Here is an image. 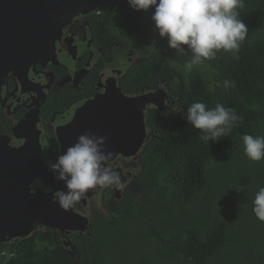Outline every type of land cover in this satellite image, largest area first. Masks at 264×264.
I'll use <instances>...</instances> for the list:
<instances>
[{
  "label": "trees",
  "instance_id": "obj_1",
  "mask_svg": "<svg viewBox=\"0 0 264 264\" xmlns=\"http://www.w3.org/2000/svg\"><path fill=\"white\" fill-rule=\"evenodd\" d=\"M100 8L105 20L124 23L147 15L146 30H130L151 33L158 48L140 50L145 61L130 72L132 91L166 83L181 117L156 124L139 154L136 193L124 191L113 208L106 204L113 218L96 214L89 233L71 241L74 255L50 231L0 244V264H264V222L252 213L264 187V160H249L242 142L246 134L264 136V0H244L237 9L249 30L238 53L218 52L190 72L184 64L191 52L169 49L151 20L153 9L135 11L128 0H105ZM197 101L209 109L223 104L241 119L219 141L203 142L184 118Z\"/></svg>",
  "mask_w": 264,
  "mask_h": 264
},
{
  "label": "flooded vegetation",
  "instance_id": "obj_2",
  "mask_svg": "<svg viewBox=\"0 0 264 264\" xmlns=\"http://www.w3.org/2000/svg\"><path fill=\"white\" fill-rule=\"evenodd\" d=\"M100 5L88 14L76 16L64 27L60 41L56 43L53 59L42 57L37 60L36 64L29 66L26 77L9 72L0 90V152L6 146L18 150L23 148L27 137L35 132L34 137L38 138L43 163L40 178L53 193L54 201L59 195V182L49 173L46 161L54 162L61 153L57 132L72 121L74 114L86 101L111 93L127 98L158 93L155 99L160 108L151 105L144 111L145 133L148 137L144 144L155 137V126L158 122L167 123L175 115L181 117L178 112L179 101L172 95L166 83L132 91L131 78L134 77L130 72L135 73L137 67L145 61L143 54L136 50L139 48L143 51L145 48L140 43L138 48L132 44V38L139 39L140 35L134 36L130 29L146 30L144 26L147 25V15L142 13L138 21L127 23L122 22L121 18L115 17L112 20L111 16V20H105ZM151 111L153 126L146 124ZM28 117L30 122H27ZM31 124H34L33 129ZM141 149L135 157L118 154L107 162L108 166L119 173L122 188H97L90 196L81 198L72 207L73 212L88 220L85 234L93 227L100 203L103 206L109 204L113 208L114 201H120L124 191L132 194L135 192L134 179L141 170L138 162ZM41 179L38 178L37 181ZM36 188L35 183L28 186L31 193ZM108 190L112 192L111 199L107 197ZM50 231L62 243L64 250L74 255L71 241L77 234L83 235V232L76 229L60 232L39 226L33 232V237L46 235ZM30 237L31 235L24 239H14L9 243Z\"/></svg>",
  "mask_w": 264,
  "mask_h": 264
},
{
  "label": "water",
  "instance_id": "obj_3",
  "mask_svg": "<svg viewBox=\"0 0 264 264\" xmlns=\"http://www.w3.org/2000/svg\"><path fill=\"white\" fill-rule=\"evenodd\" d=\"M103 1L0 0V90L9 72L26 77L29 66L37 60L53 59L64 27L76 16L92 12ZM156 96L158 93L127 98L111 93L86 101L72 121L57 132L61 152L87 131L106 138L105 150L112 154L109 161L118 154L135 157L148 138L144 111L151 105L159 107ZM34 135L35 132L27 137L23 148L6 146L0 152V244L33 237L39 226L60 232L86 231L88 220L73 212L72 207L62 209L40 178L41 147ZM38 178L41 180L37 181ZM31 183L37 186L34 193L28 189ZM57 187L59 193L64 190L62 183Z\"/></svg>",
  "mask_w": 264,
  "mask_h": 264
},
{
  "label": "clouds",
  "instance_id": "obj_4",
  "mask_svg": "<svg viewBox=\"0 0 264 264\" xmlns=\"http://www.w3.org/2000/svg\"><path fill=\"white\" fill-rule=\"evenodd\" d=\"M128 4L135 11L153 9L151 20L159 37L167 39L169 49L178 54L191 52V58L184 64L186 72L214 59L218 52L238 53L249 32L237 11L244 6V0H128ZM228 85L225 81V87ZM184 118L193 129L203 133L200 139L206 143L227 136L241 119L223 104L209 109L199 101L187 107ZM105 140L86 131L59 153L54 162L46 161L53 179L64 186L57 197L62 209L75 206L89 190L123 187L119 173L107 164L112 154L105 150ZM242 142L249 160H264V136L246 134ZM252 204L253 215L264 222V187L255 193Z\"/></svg>",
  "mask_w": 264,
  "mask_h": 264
},
{
  "label": "rangeland",
  "instance_id": "obj_5",
  "mask_svg": "<svg viewBox=\"0 0 264 264\" xmlns=\"http://www.w3.org/2000/svg\"><path fill=\"white\" fill-rule=\"evenodd\" d=\"M157 39L155 37H151V33L145 31L143 36L140 39H136L135 37L132 38V41L134 42V45L138 48L139 43L144 46L145 49H156L158 48ZM135 49V48H134ZM138 53H140V49L138 48L136 50ZM137 171V168L135 169ZM134 194L136 193V188L134 190ZM100 200L98 199V203ZM97 215H102L106 220H109L113 218L114 213L110 212L106 206H103L101 203L98 205V211ZM122 243L118 244L121 245ZM259 256H262V254L259 252Z\"/></svg>",
  "mask_w": 264,
  "mask_h": 264
},
{
  "label": "bare ground",
  "instance_id": "obj_6",
  "mask_svg": "<svg viewBox=\"0 0 264 264\" xmlns=\"http://www.w3.org/2000/svg\"><path fill=\"white\" fill-rule=\"evenodd\" d=\"M13 163H11L10 165L12 166Z\"/></svg>",
  "mask_w": 264,
  "mask_h": 264
}]
</instances>
